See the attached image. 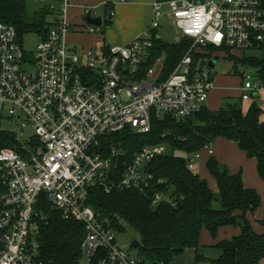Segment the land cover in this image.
Listing matches in <instances>:
<instances>
[{"label": "built area", "instance_id": "2783aa9c", "mask_svg": "<svg viewBox=\"0 0 264 264\" xmlns=\"http://www.w3.org/2000/svg\"><path fill=\"white\" fill-rule=\"evenodd\" d=\"M57 1L58 9L47 6L57 21L45 38L38 36L29 56L15 29L0 23V117L7 107L21 135L32 133L26 146L16 142L13 148L0 149V264H44L38 238L47 223L45 204L62 220L83 226L80 264H140L99 221L88 204L89 191L137 190L153 207L169 202L165 181L147 170L152 160L169 154V145H146L127 161L116 149L104 153L102 139L124 128L148 134L152 115L184 120L200 113L213 80L208 71L192 67L191 54L207 48L257 50L264 43V0H170L165 13L162 4L154 2L147 29L128 44L109 46L102 53L68 47L72 25L58 18L63 19L71 2ZM84 13L92 15L87 7ZM164 15L180 40L191 44L170 76L159 81L164 56L141 73L153 41L160 38ZM87 31L99 29L88 25ZM242 79L241 101L264 91L249 76ZM202 151L211 154V144L186 158L188 169H194ZM118 155L125 159L116 169Z\"/></svg>", "mask_w": 264, "mask_h": 264}, {"label": "trees", "instance_id": "16d2710c", "mask_svg": "<svg viewBox=\"0 0 264 264\" xmlns=\"http://www.w3.org/2000/svg\"><path fill=\"white\" fill-rule=\"evenodd\" d=\"M53 14L44 6L29 16L24 0H0V23L13 27L19 40L30 33L45 38L52 27L49 17ZM190 44L191 41L185 39L173 44L155 39L149 58L143 63L141 76L155 59L164 56L159 81L166 80ZM257 50L261 52L260 58H237L229 51L207 48L191 54L192 67H196L199 61L206 64L218 53L225 54L244 66L254 68L255 77L264 89V43ZM234 75L239 76L236 72ZM260 115L261 110L255 103L246 112L236 104H227L216 112L204 108L184 120L170 116L157 119L152 115L148 134L139 135L124 128L102 139L104 153L116 149L125 154L127 161L146 145H169L172 153L152 160L147 166L148 172L156 179L165 181L163 189L169 196V202L163 201L153 207L150 199L137 190H114L106 194L95 188L89 191L88 204L99 221L114 232H124L123 225L135 232L140 264H171L186 250L197 249L203 228L214 239L218 230L226 227L238 228L239 234L215 246L220 251L217 259L208 260L196 255L195 262L258 264L264 259V234H256L246 219V214H252L260 207L258 194L243 187L239 173L229 174L226 167L210 157L205 168L215 181L217 193L214 194L206 181L188 169L186 158L216 139L230 141L247 158L255 160L257 174L264 181V122L260 121ZM15 145L13 135L0 133V149ZM176 152L182 156H176ZM215 203L218 208H215ZM42 211L47 223L41 227L38 238L41 260L44 264H80L83 226L62 220L48 204ZM258 223L264 228V221Z\"/></svg>", "mask_w": 264, "mask_h": 264}, {"label": "crops", "instance_id": "0c3cea01", "mask_svg": "<svg viewBox=\"0 0 264 264\" xmlns=\"http://www.w3.org/2000/svg\"><path fill=\"white\" fill-rule=\"evenodd\" d=\"M71 1V0H70ZM74 6L70 9V18H71V25H72V32L67 36V45L70 49H74L77 51H87V50H94L98 53H102L107 47L112 45H126L134 38L139 36L143 29L146 27L140 23L130 34L129 38H125L119 35H107V30L103 26L105 24L109 25L112 23V19L115 18V21L118 23V20L123 18L124 15L134 16L137 11L140 9L143 11V8L146 7L152 13V3H160L162 7H166V3L169 0H132V3L129 4V0L124 3H120L117 0H72ZM105 3V5L103 4ZM84 7H87L91 11L100 10L101 8L105 7L106 13L103 18L102 27L99 28L98 32L89 33L87 31V24L84 21L85 13ZM108 12V13H107ZM112 12L113 16L110 17L109 13ZM100 17V16H96ZM99 43V46H97ZM218 55V54H217ZM236 55V54H232ZM232 75H222L216 79V77H212L213 83L215 82V89L218 88L220 91L224 92L223 89L227 86V82L230 81L231 77H236ZM239 77V76H238ZM242 84V81H241ZM241 84H240V95H241ZM214 89V90H215ZM217 89V90H218ZM213 90V91H214ZM215 93L210 94L207 104L205 108L211 112H216L221 109L220 102L216 103L212 99L215 98ZM239 95V100H240ZM241 101V100H240ZM244 102L243 106L240 107L243 112H246L249 106L252 103H255L258 108L261 110L260 121L264 122V91H261L257 94V98H253L249 101H241ZM209 104V105H208ZM212 153L209 154L206 151H202L201 158L198 160L194 166L201 167V175L199 174V178L201 180L206 181L209 189L214 194L217 193V187L215 181L212 177L208 174L205 164L206 161L210 157H214L218 163L224 167H226L229 171V174L235 175L240 174L243 187L245 189L254 190L259 198H260V207L254 213L246 214V219L251 224L253 231L256 234H264V228L259 225V221H264V181L261 180L257 174L256 170V162L254 159H249L246 157L245 153L240 151L236 144L230 141H226L223 139H216L213 143H211ZM193 169V171H194ZM237 214V213H236ZM239 234V229L234 227H226L221 228L218 230L216 237L213 239L210 237L208 232L203 228L200 233L199 238V245L197 249H189L185 252H190L192 257V263L197 264L195 262V256L198 255L204 259L208 260H215L220 256V251L215 248L217 244L220 242L229 240ZM213 252V257L210 259L206 256V252ZM184 252V253H185ZM183 253V254H184ZM179 258V257H176ZM175 258V259H176ZM174 259V260H175ZM173 260V262H174ZM202 261V260H201ZM172 262V263H173ZM207 262V261H204ZM171 263V264H172ZM258 264H264V259H262Z\"/></svg>", "mask_w": 264, "mask_h": 264}, {"label": "rangeland", "instance_id": "374dc122", "mask_svg": "<svg viewBox=\"0 0 264 264\" xmlns=\"http://www.w3.org/2000/svg\"><path fill=\"white\" fill-rule=\"evenodd\" d=\"M170 1V0H169ZM200 2H204L205 0H198ZM71 6L67 9L66 14L64 15L63 19L58 18L59 21L63 20L65 23L71 25V18H70V9L74 6L73 1L71 0ZM26 13L29 16H32L35 12H37L40 8L44 6H52L55 9H58L61 6V3L57 0H45L43 4L36 3L34 0H24ZM132 3V0H129V4ZM105 5V3H103ZM167 11V7H162V12L165 13ZM105 7L101 8L100 10H93L92 11V17L96 18V16H102L103 18L107 17L105 16ZM151 11L146 7L142 10H138L137 13L134 16H127L124 15L123 18L118 20V23L115 21V18L112 19V23L107 25L105 24L103 26V29L105 28L107 30V35H121L125 38H129L130 34H132V31L140 24L144 25L147 29L150 24L153 17V11ZM108 13V12H107ZM49 21L51 23H55L57 21L56 16H50ZM161 27L157 31V35L160 37L161 41L163 43L167 44H173L180 41L181 35L179 31L175 28L174 24L170 20V18L166 17L165 15L160 20ZM143 29L142 32L145 30ZM141 32V33H142ZM138 37V36H137ZM136 37V38H137ZM135 39V38H134ZM133 39V40H134ZM39 42V37L35 34H27L22 37V47L27 56L30 55V53H33L35 50V47L37 43ZM131 42V41H130ZM97 46H99V43H97ZM112 46H124V45H112ZM236 54V55H232ZM231 56H237V58L245 57H255L260 58L261 52L259 50H246L243 52H232L230 53ZM236 58V57H235ZM214 61V67L212 69H209L205 66L204 61L197 62L196 67L197 68H203V70L208 71L211 78L216 77V79L222 75H234V72L239 74V77H231L230 81L227 82V86H225L223 89L224 92L220 91L218 88L215 89V82L212 85V89L210 91V94L215 93V98L212 99L216 103L220 102L221 108H223L227 104H236L238 107H242L244 102H241L239 100L240 95V84L241 81L243 82V76L247 75L249 76V81L254 84H258V79L255 77V69L252 67L244 66L241 63H238L234 60V58H228L225 54H219L213 59ZM243 75V76H241ZM215 89V90H214ZM218 89V90H217ZM214 90V91H213ZM209 94V96H210ZM209 98V97H208ZM208 101V100H207ZM207 104V102H206ZM209 105V104H208ZM206 106V105H205ZM18 127L14 123V121L8 116L7 114V107H4L2 110V114L0 117V133H7L11 134L15 137V140L17 144L20 146H26L29 144L31 140L32 133L30 130H28L26 133H21L17 129ZM169 153L170 152L169 150ZM176 156H182L181 153L176 152ZM194 173L197 175H201V167H195ZM215 208H218L219 205L217 203L214 204ZM124 226V232H114L115 240L117 245L124 250L129 257L138 258L137 257V250L129 249L130 244L133 241H137L138 238L135 234V232L125 226ZM206 256L212 259L213 252H206ZM172 264H193L192 263V257L190 252H185L179 258H176ZM197 264H213L209 261L204 262L200 261Z\"/></svg>", "mask_w": 264, "mask_h": 264}, {"label": "water", "instance_id": "95a60500", "mask_svg": "<svg viewBox=\"0 0 264 264\" xmlns=\"http://www.w3.org/2000/svg\"><path fill=\"white\" fill-rule=\"evenodd\" d=\"M84 21L87 25L94 26L98 29L101 28L103 24L102 17L93 18L91 13L86 14V16L84 17ZM207 66L209 69H212L214 67V61L210 60L207 63ZM254 97L257 98V95H254ZM124 159H125L124 155H118L116 157V169H118L122 165ZM138 248H139V243L137 241H133L129 246V249L132 250H137Z\"/></svg>", "mask_w": 264, "mask_h": 264}]
</instances>
